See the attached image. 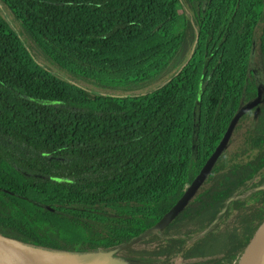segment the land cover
<instances>
[{
	"label": "trees",
	"instance_id": "obj_1",
	"mask_svg": "<svg viewBox=\"0 0 264 264\" xmlns=\"http://www.w3.org/2000/svg\"><path fill=\"white\" fill-rule=\"evenodd\" d=\"M0 2L27 34L0 17V236L236 264L264 221V0ZM241 109L196 193L148 233Z\"/></svg>",
	"mask_w": 264,
	"mask_h": 264
},
{
	"label": "water",
	"instance_id": "obj_2",
	"mask_svg": "<svg viewBox=\"0 0 264 264\" xmlns=\"http://www.w3.org/2000/svg\"><path fill=\"white\" fill-rule=\"evenodd\" d=\"M259 103V98L254 100L249 108L255 107ZM258 110H256L257 112ZM244 109H241L231 120L226 132L224 133L220 143L215 148L214 152L207 159L204 166L200 170L196 178L189 184V186L184 191L183 195L176 202V204L158 221V223L151 229L148 230V233L156 232L162 230L166 227L169 222L186 206L191 197L196 193L198 188L202 185L207 175L209 174L214 163L224 150L231 132L238 121V119L243 115ZM131 244V243H130ZM126 245L125 247L130 246ZM124 246H122L123 248ZM264 249V221L255 231L254 235L250 239L249 243L245 247L242 254L239 256L236 264H257L259 257L262 254ZM108 254V255H107ZM61 253L54 251H44L34 248H29L23 245H20L17 242H13L9 239L0 236V264H31L30 259L35 261L43 262H59V263H68L76 261H85V262H94V264H115L118 262L111 257L110 253ZM104 258L106 261H103ZM100 261H97V260Z\"/></svg>",
	"mask_w": 264,
	"mask_h": 264
},
{
	"label": "rangeland",
	"instance_id": "obj_3",
	"mask_svg": "<svg viewBox=\"0 0 264 264\" xmlns=\"http://www.w3.org/2000/svg\"><path fill=\"white\" fill-rule=\"evenodd\" d=\"M0 17L9 25V27L12 29V31L16 35H18L22 40H24V38L27 37V34H26L25 30L22 28L20 22L15 19V17L11 13V11L1 2H0ZM25 45L27 46V44H25ZM251 67L255 70V74H256L258 83L260 85L263 84V82H264L263 74L261 72L260 65L256 61V58H253V60L251 62ZM97 252L107 254V253H110V249H108V248L102 249V250L97 251ZM111 256H112L111 258L114 259L115 261L116 260L119 261V258H117V256L112 255V254H111ZM100 260L98 259L97 261H100ZM103 261H106V259L104 258ZM29 262L31 264H94V262H89V261L88 262H85V261H76L75 262L74 261V262H68V263H59V262L35 261L32 259H30ZM98 264H100V263H98ZM257 264H264V254H261V256L259 257V259L257 261Z\"/></svg>",
	"mask_w": 264,
	"mask_h": 264
},
{
	"label": "flooded vegetation",
	"instance_id": "obj_4",
	"mask_svg": "<svg viewBox=\"0 0 264 264\" xmlns=\"http://www.w3.org/2000/svg\"><path fill=\"white\" fill-rule=\"evenodd\" d=\"M134 259H135L136 261H138L140 264H147V262L150 261V260H148V259H145V258H139V257H136V256H134Z\"/></svg>",
	"mask_w": 264,
	"mask_h": 264
},
{
	"label": "bare ground",
	"instance_id": "obj_5",
	"mask_svg": "<svg viewBox=\"0 0 264 264\" xmlns=\"http://www.w3.org/2000/svg\"><path fill=\"white\" fill-rule=\"evenodd\" d=\"M262 254H264V249H263V251H262ZM263 257V256H262Z\"/></svg>",
	"mask_w": 264,
	"mask_h": 264
}]
</instances>
